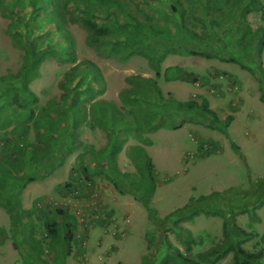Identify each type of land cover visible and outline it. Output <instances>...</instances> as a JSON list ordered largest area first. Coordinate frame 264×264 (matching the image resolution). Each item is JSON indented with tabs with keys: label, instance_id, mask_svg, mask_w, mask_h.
Returning <instances> with one entry per match:
<instances>
[{
	"label": "rangeland",
	"instance_id": "rangeland-1",
	"mask_svg": "<svg viewBox=\"0 0 264 264\" xmlns=\"http://www.w3.org/2000/svg\"><path fill=\"white\" fill-rule=\"evenodd\" d=\"M181 1L186 9L181 17L171 14L163 0H118L114 8L102 0L92 7L99 20H132L164 31H146L138 45L170 49L159 64V78L142 53L127 60H120L118 53H97L77 22L64 25L76 62L62 61L45 48L55 32L46 9L40 7L32 15L27 9L12 17L0 11V264H180L166 251L164 237L191 259L229 242L248 253L264 249V0L246 15L245 22L257 32L254 45L247 47L236 44L235 27L221 37L222 28L230 25L226 22L216 27L217 36L212 35L201 0ZM231 10L236 16V7ZM229 14L226 10L225 18ZM182 26L205 40L191 37ZM55 41L56 37L51 44ZM187 47L218 55L183 53ZM84 60L96 66L103 85L90 100H81L84 119L68 134L64 130L73 122V110L66 102L56 106L66 91L60 82ZM24 64L32 67L28 83L36 96L32 101L18 91L15 76ZM173 66L181 68L175 77L167 70ZM127 75L150 78L161 95L138 79L126 82ZM132 86L152 97L170 98L171 103L175 98L199 100L200 95L199 104L209 106V97L214 96L222 99L219 119L234 118L235 112L236 123L224 133L207 127L208 117L198 109L166 105L155 108L153 115L143 110L128 114L130 102L119 92ZM178 86L184 88L179 98ZM17 101L32 111L22 110ZM94 103L108 106L100 111H108L110 125L111 119L127 114L130 124L118 132V143L125 140L119 151L117 144L110 148L116 140L110 139V125L94 119L90 109ZM111 106L115 111L110 114ZM162 119L179 127L166 124L155 129V124L147 123ZM141 152L153 164L150 176ZM108 154L113 155L110 161ZM112 161L115 171L108 167ZM123 173L128 174V191L121 193L107 175ZM212 192L218 193L199 199ZM57 208L74 217L76 236L68 254L61 236L50 237L45 227L46 221L55 220L61 228ZM78 212L89 218L87 222L76 217ZM14 218L20 223H13ZM232 254L199 261L229 264Z\"/></svg>",
	"mask_w": 264,
	"mask_h": 264
},
{
	"label": "trees",
	"instance_id": "trees-1",
	"mask_svg": "<svg viewBox=\"0 0 264 264\" xmlns=\"http://www.w3.org/2000/svg\"><path fill=\"white\" fill-rule=\"evenodd\" d=\"M102 0H0V11L5 16H13L20 14L21 12H25V10L29 9V15L37 12L40 7H43L41 10H47V16L49 19L53 20V25L55 27V32L47 38L48 42L45 45V48L48 51L53 52L56 56L66 62H76V55L73 51L72 42L68 36V33L64 27L69 22H77L80 24L87 32L86 40L90 46L94 48L97 53L103 54L108 56L112 53H118L120 60H127L130 56L136 53H142L146 57H148L150 64L154 68L155 77H160V62L162 59L165 58L166 54L169 52L170 49L166 48L160 50L158 48L150 47L148 44L143 46H138L140 44L139 40L146 34V33H154V34H163V30H157L152 28L150 24H142L139 22H135L130 20L126 21L125 23L120 22V20L114 19L113 21L110 20H99L98 17L95 15V11L93 10V4L97 2H101ZM108 6L114 8V6L118 3V0H107ZM228 1L230 0H201L199 2L203 16L207 18V20L211 23V33L212 35L217 36L218 31L216 27H219L222 22H226L227 27L222 28L221 37H223L227 33V29H231V27H235L237 45H243V47H247L248 45H254L253 41L255 38L253 36L257 35L256 30H251V27L247 22H245V18L248 12L251 10H258L260 5H262L261 0H233L232 3L228 5ZM164 3L167 4L168 9L171 11V14L179 13V16L185 14V7L183 5V1L181 0H163ZM236 7L237 15L231 14L232 7ZM18 10H17V9ZM226 10L230 13L225 18ZM184 18V16H182ZM225 18V19H224ZM128 25L131 27H128ZM185 32L193 38H198L201 40L203 39L201 36L197 35L193 31H191L186 26L181 27ZM147 31V32H146ZM252 32V35H249V32ZM146 32V33H145ZM57 38L54 45L51 44L53 40ZM117 42H121V44H116ZM133 42H135V47H133ZM138 47H140L138 49ZM175 51V49H172ZM183 53L187 54H194L204 56L206 58H211L214 55L212 51H198L192 50L190 47L183 48ZM36 57H33V59ZM234 60V59H232ZM236 61V60H234ZM29 64H24L22 68L18 70L16 73V78L20 81V86L18 87V91L23 98L27 100H34L36 99L35 94L30 90L28 87V83L30 78L32 77L29 75L30 67ZM167 70L172 73L175 77L179 75L178 73L181 72V68L178 66H173L167 68ZM99 73L96 69L94 64H91L88 60H84L82 62H77L74 64L68 72L65 74L64 80H61L60 85L61 87L66 90L63 94V101L56 104V106L63 107V103L66 102L67 104H71L72 112V123L71 128H66L64 131L65 133L70 134L72 129L84 119L83 111L80 109L81 100L91 99L92 95L95 94L100 87L103 85V82L99 79ZM132 79H138L139 81L146 84L148 90L154 92L155 95H161V91L157 86L155 81H152L150 78L137 76V75H127L125 77L126 82H131ZM175 79V78H173ZM184 79V78H181ZM103 88V87H102ZM87 91V92H83ZM120 98L124 101L130 102V108L128 110V114H136L141 113L142 110L146 113H151L153 115L154 111L157 110L155 108H162V106L166 105L170 108H184L189 110L198 109L203 115L205 114L208 117L207 127L212 129H218L226 133V129L230 121L232 120V115H229L225 118V120H220L216 113L210 109L206 105H200L197 100L189 99L186 101H178L174 100L175 102L171 103L169 99L164 98H157L155 95L154 97L149 96L147 92L140 90L139 88L126 87L119 92ZM141 98L143 100L148 101V105H142L137 98ZM261 99L264 100V95H261ZM159 101H162L161 103ZM30 102V101H29ZM17 105L22 110L32 111L25 102L17 101ZM108 106L96 105L95 103L91 106V113L94 115V119H99L100 123L106 127H108L111 122L110 119L106 118L108 111H100V108ZM113 110H110V114L115 111V107L111 106ZM154 110V111H153ZM127 114H121V116L116 117V119H111L114 121V125H110L109 128V136L111 140H115L110 144V148L113 149L114 145L117 146V151H119L125 140H120L118 143L117 137L119 136L118 132L121 128L127 129L130 124L128 120ZM153 119V118H152ZM60 120V119H59ZM117 120V121H115ZM147 120V119H146ZM98 121V120H97ZM98 121V122H99ZM153 122V123H152ZM147 123L155 124L154 128L158 129L160 127H165L167 123L165 120L162 119L160 121H147ZM146 124V123H145ZM168 128L176 129L179 126L177 124L168 125ZM57 128V127H56ZM115 132V134H114ZM201 149H203V144H198ZM232 147L239 153L240 147L236 144H232ZM132 148L129 147V150ZM209 151V150H208ZM128 153V148L126 149ZM141 157L145 155V152L140 153ZM113 155L108 154L107 158L110 161ZM146 156V155H145ZM241 157H243L241 155ZM146 165V172L147 175H152V168L153 164L150 162L148 156L145 159ZM108 161V162H109ZM81 170L85 173V176L88 177L87 167L85 164L80 165ZM108 167L111 170L114 169L113 161L112 163H108ZM109 179L113 182L114 186L118 188V190L123 193L124 191H128V174L123 173L122 175L111 177L107 175ZM126 178V179H125ZM70 186L71 184H66ZM218 192H212L208 195H202L199 199L209 198V196H213ZM217 195V194H216ZM139 198V196H138ZM143 203L147 206V201L144 200ZM187 208V206H185ZM147 209H149L147 207ZM185 209V208H184ZM57 213L61 215L62 226L61 228L57 225L55 220H49L45 222V227L48 232V235L52 238H56L57 236H61L65 247V253H69L71 249V243L76 236L73 232L74 228V217L68 214L66 211L62 210L61 208H57ZM170 217V216H169ZM165 219V218H164ZM18 221V219H17ZM16 219H13V223L17 222ZM239 230V228H237ZM240 231V230H239ZM186 233H189L186 230ZM241 233V231H240ZM227 235V233H226ZM164 242L166 243V251L171 253L170 255L177 258L180 264H201L199 260L203 259L206 256H215V255H222L232 252V261L229 264H264L261 262V259L264 257V249L259 251L258 253H248L245 252L240 246L234 244L233 242H229L227 246H222L221 248H211L206 253L198 254L197 259H191L186 257L179 248L174 247L170 244L167 237H164ZM186 244L189 241H185Z\"/></svg>",
	"mask_w": 264,
	"mask_h": 264
},
{
	"label": "crops",
	"instance_id": "crops-1",
	"mask_svg": "<svg viewBox=\"0 0 264 264\" xmlns=\"http://www.w3.org/2000/svg\"><path fill=\"white\" fill-rule=\"evenodd\" d=\"M195 88H196V87H195ZM183 89H184V88H180V87L178 86V89H177V92H176L177 97L180 96V92H181ZM178 98H179V97H178ZM197 98H199V100H200V99H201L200 95H198ZM175 99L178 100V101H186V100H189V99H195V100H197L196 98H189V99L187 98L186 100H183V98H180V99L175 98ZM199 100H197V102H198ZM208 102H209V106H208V107H209L210 109H212V110L216 113V115L218 116V118H220V113H222V111H223V108H222V99H219V98H216V97H214V96H211V97H209ZM198 103H199V102H198ZM144 106H150V104H149V105L146 104V105H144ZM232 114L234 115V118L232 117V120L230 121V123L228 124V126H230L232 123H236L237 118H236L235 112H233ZM236 114H237V113H236ZM228 126H227V127H228ZM211 141H212V140H211ZM16 221H17V219H16ZM17 223L19 224L20 221L18 220Z\"/></svg>",
	"mask_w": 264,
	"mask_h": 264
},
{
	"label": "built area",
	"instance_id": "built-area-1",
	"mask_svg": "<svg viewBox=\"0 0 264 264\" xmlns=\"http://www.w3.org/2000/svg\"><path fill=\"white\" fill-rule=\"evenodd\" d=\"M76 217L77 218H79V217H81V219L82 220H80V221H86L87 222V220L89 219V218H85V215L84 214H81V212H78L77 214H76ZM96 217H97V215H96ZM80 219V218H79Z\"/></svg>",
	"mask_w": 264,
	"mask_h": 264
}]
</instances>
